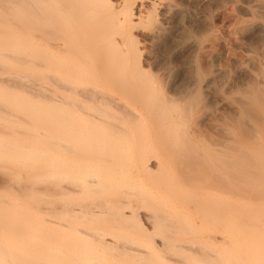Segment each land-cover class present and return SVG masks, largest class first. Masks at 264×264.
<instances>
[{
	"label": "bare ground",
	"instance_id": "6f19581e",
	"mask_svg": "<svg viewBox=\"0 0 264 264\" xmlns=\"http://www.w3.org/2000/svg\"><path fill=\"white\" fill-rule=\"evenodd\" d=\"M228 5L239 44L207 64ZM16 20L0 70L44 78L46 136L64 160L60 226L84 234L54 262L264 264V0H0V27ZM37 28L39 41L25 37ZM243 53L256 56L248 67ZM203 90L238 95L233 112ZM209 127L219 136L207 143ZM2 246L0 264H23Z\"/></svg>",
	"mask_w": 264,
	"mask_h": 264
},
{
	"label": "rangeland",
	"instance_id": "374dc122",
	"mask_svg": "<svg viewBox=\"0 0 264 264\" xmlns=\"http://www.w3.org/2000/svg\"><path fill=\"white\" fill-rule=\"evenodd\" d=\"M236 17L239 16L231 5L213 17L214 23L218 25V32L212 43L204 45L205 51H208L205 55L208 56L206 57L208 61L205 58L206 63L209 62L210 52L220 54L222 60L226 62L230 49L234 44H239L233 25ZM14 22L12 23L14 25L7 23L8 25L3 24L4 26L0 27V39L15 32L17 26L15 24L18 22L17 20L16 23ZM41 29L27 31L25 37L39 41L40 36L43 35ZM6 45L7 48H13V44ZM205 51L203 54H206ZM200 55L199 62L203 59ZM251 58L255 59L256 56L243 53L242 61L246 67ZM181 60L180 63H183L184 60ZM222 64L223 62L219 65ZM11 70H0V227H4L9 235L0 242L3 245L10 244L8 248L13 251L12 257L17 259L19 256L23 259V264H28V260H33L35 257L38 260L37 263L35 261L36 264H58L54 261L63 257L65 255L63 253L79 249L75 247L77 250H74L75 248L70 246L71 244L78 246L75 244L81 241V235L84 234L82 231L75 234L73 230H68L70 228L60 226L66 222L61 209L63 197L59 191L65 177L62 166L64 160L63 153L55 147V142L60 137L55 140L53 136H46L51 129L49 126L51 119L48 117L49 111L43 98L47 87L43 82L44 78L42 75L31 74H26V78H20L13 70L10 72ZM18 81L22 83L17 85ZM237 96L227 95L224 92L215 96L208 90H203L201 93L204 104L209 103V97L215 98L216 103L211 109L221 116L233 112V98ZM216 131L210 127L207 129L209 134L207 143L218 138L219 131ZM13 210L15 213L12 212ZM138 216L143 227L151 233L152 224L147 212L139 209ZM111 231L113 237L108 236L107 241L113 246H122L123 233H126L127 229L120 226L119 229L115 228ZM1 243L0 250H3ZM156 244L159 246L160 254L166 256L165 252L161 251L159 240H156ZM19 250L24 251V254L18 255ZM106 251L103 250L99 254L106 259L123 258L119 255L106 254Z\"/></svg>",
	"mask_w": 264,
	"mask_h": 264
}]
</instances>
